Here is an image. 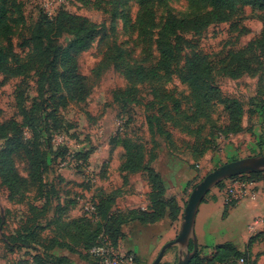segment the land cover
<instances>
[{"label":"rangeland","instance_id":"1","mask_svg":"<svg viewBox=\"0 0 264 264\" xmlns=\"http://www.w3.org/2000/svg\"><path fill=\"white\" fill-rule=\"evenodd\" d=\"M3 2L8 9L11 30L9 45L6 46L3 42L1 44L6 46L11 54L20 58H24L30 51L29 39L37 32L44 9L52 12L62 5L77 18L93 23L98 31L91 46L76 56L78 72L88 80V96L82 102H70L58 109L57 115L64 125L57 132H52L50 141L46 134L38 135L36 140L39 148L44 149L50 158L43 180L45 185L50 182L55 185V192L59 196L57 199L61 205L62 201L77 196L92 197L102 184L107 182L109 170L115 169L120 163L118 157L120 148H114L110 142L116 132L125 129L126 118L118 114L121 111L119 112L120 106L114 100V93L124 89L127 81L114 68L113 60L110 58L115 55L119 57L116 48L122 52L120 58L130 64L150 66L158 58L157 40L161 36L165 37L167 49L175 58L169 64L170 77L166 82L160 83L162 86L159 87V83L148 81L137 84L138 102L133 105L132 111L133 119L136 117L134 127L138 128V134L142 136L147 155L159 153L162 157L164 154L178 156L189 151L187 146L193 138H189L190 136L185 135L180 128L167 120L174 117L172 110L174 102H180L182 108L187 109L186 105L190 99L189 87L192 82L186 73V59L198 51L208 54L215 61L224 59L238 50L245 49L249 43L258 39L264 27L261 10L243 5L226 21H212L198 29L179 26L175 31L168 32L171 16L182 19L201 15L206 10L201 0H152L150 8L145 10L140 8L136 0H3ZM72 39V34L62 33L55 40V44L66 47ZM257 46L253 43L246 51L248 61L243 62L248 68H243L238 76L224 74L222 70L213 73L214 85L222 97L237 98L243 105L242 126L245 131L238 133L234 140L226 135L224 133L228 125L226 111L223 104H215L211 113L215 122V127L211 129L215 133L214 144L207 152L208 159L196 167L199 172L184 192L181 215L173 222L176 235L180 229L182 211L190 190L198 181L226 162L264 154V51H259ZM224 64L225 61L220 62L216 69ZM36 80L34 71H31L22 86L21 77L6 75L0 70V124L10 120H16L18 124L23 122L25 111L40 97ZM21 90L23 101L18 100V92ZM155 92L159 93V96H156ZM145 105L147 116L157 114H154L153 118L158 117L161 121L155 122V125L162 124L170 133L169 139L158 130L156 131L159 133L152 131L153 134H149L144 120ZM43 106L49 107L46 102ZM24 130V137L31 139L30 132ZM27 147L13 156L17 171L23 178H28L29 172L28 157L31 144ZM88 148L91 149V153L84 162L77 157V152L84 153ZM114 178L116 177L113 176ZM228 184L229 181L225 180L220 189L226 200L222 215L224 217L229 206L235 205V200L225 193ZM88 187L89 190H85ZM125 190L128 192L130 189ZM36 192V188L31 187L23 193L16 194L10 201L8 191L0 184V264H12L15 259L33 254L34 251L16 248L12 235L20 227H29V218L36 214L33 205H42L36 199ZM207 197L209 199V196ZM200 205L197 223L199 233L202 227L201 219L209 212L206 202L203 201ZM82 213L83 209L79 203L69 211L70 216ZM214 215L210 216L208 222L218 218H214ZM39 218L43 222L44 216ZM38 232L43 237L51 235L49 228L45 229L44 226H39ZM252 232L249 238L253 242L247 247L250 251L249 263L254 261L258 264L263 261L264 264L262 256L264 233L258 235ZM143 236L145 235H139L140 242H143L145 238ZM174 238L162 237L160 248ZM210 240L212 250L214 240ZM197 244V252L201 255L208 254L206 242L199 243L197 240ZM85 259L90 261L88 257ZM40 262L50 264L48 259ZM160 263L177 264L176 248L168 249ZM239 264L244 262L241 261Z\"/></svg>","mask_w":264,"mask_h":264},{"label":"trees","instance_id":"2","mask_svg":"<svg viewBox=\"0 0 264 264\" xmlns=\"http://www.w3.org/2000/svg\"><path fill=\"white\" fill-rule=\"evenodd\" d=\"M136 1L140 8L144 10L149 9L152 2V0ZM201 1L206 6V10L201 15L187 16L182 19L171 16L168 32L175 31L179 26L198 29L212 21H226L243 5L260 9L262 12L261 17L264 20V0ZM10 30L11 23L8 9L3 0H0V70L6 75L21 77L22 86L31 71H34L37 78V89L40 93L39 100H34L30 108L23 114L21 124H18L16 120L0 124V184L8 191L10 201L16 194L35 187L37 191L35 193L36 199L42 204L41 206L33 205L36 214L33 218H29V227H20L12 235L16 248L34 252L31 256H22L15 259L12 264H40V261L46 259L50 264H71L68 258L55 256L51 253L50 250L54 247H65L71 252L79 253L82 259L84 257V260L87 257L90 258V264H100L98 259L89 253V250L96 244L101 233H104L112 244L117 246L125 238V233L122 231V226L125 223L137 220L140 223L152 224L164 217H168L172 222L176 221L181 215V206L174 195L166 192L159 174L149 167L145 161L146 156L152 158L155 154L147 155L142 136H139L138 128L134 127L136 117L133 119L132 111L133 105L138 102L137 91L139 90L137 84L148 81L159 83V87L162 86L160 83L166 82L170 77L169 64L175 58L167 49L165 37L161 36L156 42L158 58L153 65L130 64V62L120 58L122 52L117 48L119 57L116 55L110 57L113 60L114 68L127 81V86L124 89L114 93V100L120 106L119 112L121 111L118 114L126 118L124 122L125 129L122 128L123 131L116 132L110 144L114 148L121 147L122 149V163L119 169L121 172L126 173L123 177L124 181L127 180L128 173L138 171L143 172L147 177L150 186V191L147 194L149 204L145 209L112 210L114 196L111 193L106 194L101 190H97L91 197L98 215V219L94 221L92 217H88L84 213L73 218L66 215L78 202L76 198H73L66 201L65 205L63 203L61 205L57 199L59 196L55 192V185L51 182L45 185L43 177L47 172L50 158L44 149L39 148L36 140L38 135L46 134L50 141L52 132H57L64 125L59 115H57L58 109L67 106L70 102H82L88 96V80L85 76L79 74L76 56L91 46L98 35V31L93 23L77 18L62 5L55 9L52 17H49L43 11L37 32L33 33L29 39L30 51L24 58H20L15 54H11L6 48L10 42ZM62 33L73 35V39L66 47L55 44V40ZM2 42L6 46L2 45ZM253 43L259 46V51H264V27L258 39L249 43L245 49L238 50L232 55H226L227 57H224V59L215 61L202 51H198L186 59V73L192 82L189 87L190 99L186 105L187 109H183L180 102H174L172 105L174 117L165 120L171 121L174 124L173 126L180 128L185 135L190 136L189 138H193V141L188 143L187 147L196 166H199L197 161L214 144L213 135L215 136V133L211 129L215 127V122L211 113H213L215 104H223L226 111L228 121L224 132L226 135H237L245 131L242 126L243 105L237 98L222 97L218 88L214 85L213 73L222 70L224 74L238 76L243 68H248L243 61H248L245 53ZM224 61L226 64L216 69L217 65ZM22 90L18 92V100L23 101ZM155 94L159 96V93L155 92ZM45 102L49 107L43 106ZM146 107L145 105L144 120L150 132L149 134L160 132L161 134L164 133L166 138L169 139L170 133L165 127H162V124L155 125V122L161 120L158 117L153 118L155 113L151 117L147 116ZM205 128L206 133L204 132ZM24 129L30 132L31 139L24 137ZM29 144H31V149L28 157V178H23L17 171L13 156L21 149L28 148L27 145ZM90 153L91 149L88 148L84 153L77 152V157L85 162ZM263 175L264 171H261L231 178H245L256 182L262 180ZM223 182L218 183L215 187L221 189ZM85 190H89V187ZM52 199L55 200L52 201ZM43 216L44 219L41 222L39 217ZM39 226H44L45 229L49 228L50 237H43L38 232ZM262 233H264V230L259 232L258 235ZM252 242L253 240L249 238L248 244ZM135 258L137 263L140 264L136 254ZM249 258L250 251L248 248L240 251L232 243L226 242L214 246L208 254L201 255L197 252L188 264H239L240 260L244 264H256L254 261L249 263Z\"/></svg>","mask_w":264,"mask_h":264},{"label":"crops","instance_id":"3","mask_svg":"<svg viewBox=\"0 0 264 264\" xmlns=\"http://www.w3.org/2000/svg\"><path fill=\"white\" fill-rule=\"evenodd\" d=\"M243 125V124H242ZM237 135H229L235 139ZM118 148V147H116ZM119 151L120 163L115 169H110L107 173L108 180L102 184L98 190L106 194L114 196L112 210L127 211L131 209H145L149 202L147 194L150 191V186L147 182V177L141 171L128 173L127 180L124 181L125 172H121L119 167L122 163L121 147ZM208 153L197 161V165L205 162ZM149 167L159 174L162 184L167 193L175 196L179 205L182 206V197L191 180L195 178L199 172L196 169L194 160L190 151L183 155L164 154L162 157L159 153L152 158L146 156L145 160ZM112 176L110 177V175ZM113 176L116 178L113 179ZM126 187V188H125ZM130 189L125 192V189ZM204 197V202L209 207V212L202 217L200 223V232H197V223L199 218L200 206L195 218V234L197 240L208 245V252L211 250L210 239L214 240V245L223 244L226 242L232 243L238 250L244 251L248 247V238L252 233H259L264 230V179L252 183L250 196L243 200L235 201L234 206H229L227 215L224 217L223 210L226 203L225 196L217 187H212ZM209 196V199L208 197ZM215 198L216 200H213ZM66 201H62L64 204ZM65 205V204H64ZM52 214V213H51ZM212 214L218 217L215 221L208 222ZM67 216H70L69 211ZM204 224V225H203ZM206 224V225H205ZM217 224V225H216ZM132 229L133 232H130ZM250 230V231H249ZM122 231L125 233V238L119 243V246L124 251L135 253L140 264H150L158 253L160 248V239L162 237H175V224L168 218L152 223L144 224L135 220L125 223L122 226ZM145 235L143 242H140L139 235ZM147 234V235H146ZM50 237V236H49ZM67 239V238H66ZM203 239V241L201 240ZM55 256H64L69 259L71 264H90L79 255V253L71 252L67 248L54 247L50 250ZM264 256V255H262ZM263 264V261L258 263Z\"/></svg>","mask_w":264,"mask_h":264},{"label":"water","instance_id":"4","mask_svg":"<svg viewBox=\"0 0 264 264\" xmlns=\"http://www.w3.org/2000/svg\"><path fill=\"white\" fill-rule=\"evenodd\" d=\"M264 171V154L226 162L208 172L190 190L182 211L180 229L176 237L165 242L150 264H159L170 248H176L177 264H188L197 253L195 218L203 198L218 183L234 176ZM190 244L192 247L190 248Z\"/></svg>","mask_w":264,"mask_h":264},{"label":"built area","instance_id":"5","mask_svg":"<svg viewBox=\"0 0 264 264\" xmlns=\"http://www.w3.org/2000/svg\"><path fill=\"white\" fill-rule=\"evenodd\" d=\"M55 9L52 10V12L44 9V12L49 17H52ZM226 180L229 181V184L226 187L225 193H227V195L232 197L235 201H240L250 196L253 181L245 178H229ZM76 200L81 205L84 214L88 217H92V220L94 221L98 219L95 204L93 203L91 197L83 198L81 196H77ZM89 253L98 259L100 264H138L135 258V253L131 251H124L119 245L114 246L111 240L104 233H101L98 236L96 244L91 247ZM241 261L242 260H240V262Z\"/></svg>","mask_w":264,"mask_h":264}]
</instances>
